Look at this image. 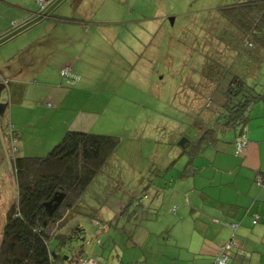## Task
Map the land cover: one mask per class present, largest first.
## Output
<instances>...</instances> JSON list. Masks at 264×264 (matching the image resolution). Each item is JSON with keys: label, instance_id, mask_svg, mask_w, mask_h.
<instances>
[{"label": "rangeland", "instance_id": "1", "mask_svg": "<svg viewBox=\"0 0 264 264\" xmlns=\"http://www.w3.org/2000/svg\"><path fill=\"white\" fill-rule=\"evenodd\" d=\"M37 1L33 0L35 7L30 10L37 11ZM244 1L82 0L77 6L73 0H65L52 12L54 17L92 23L85 30L76 26L55 28L54 32L64 39L47 49V54L73 57L75 47L80 45L105 57L109 71L103 79L110 77L109 99L116 101L118 112L126 113L125 122L111 132L96 133L117 136L120 143L75 208L93 212L87 214L100 218L102 226L97 232L93 226L96 222L79 216L81 222L85 218V234L79 238L75 235L57 251L52 241L56 254L68 258L82 251L83 260L96 264H148L146 259L151 256H175L180 258L177 264H195L188 249L172 251L168 247L169 231L165 229L188 207L186 196L190 198L186 191L189 186L180 182L192 177L185 170L190 167L193 148L184 150L179 143L188 130L199 137L201 130L213 128L220 139L234 133L223 126L224 93L231 76L237 73L248 74L246 80L253 85L255 79L250 74L260 64L246 59L258 47H252L243 33L230 25L222 9ZM52 22L43 20L0 46V82L9 81L7 70L12 66L16 69L20 63L21 56H15L50 33ZM54 62L59 64V60ZM260 75L264 84V66ZM74 83L69 79L57 85L73 89ZM104 99L108 100L107 96ZM1 100L10 105L13 102L8 85ZM11 124L8 107L0 117L1 132L8 133ZM14 146L20 149L18 142ZM8 153L0 170V241L7 212L18 195L11 151ZM115 203L122 204V214L107 216L105 211ZM181 246L188 248L183 243Z\"/></svg>", "mask_w": 264, "mask_h": 264}, {"label": "crops", "instance_id": "2", "mask_svg": "<svg viewBox=\"0 0 264 264\" xmlns=\"http://www.w3.org/2000/svg\"><path fill=\"white\" fill-rule=\"evenodd\" d=\"M38 1H50L51 6L57 0ZM38 1L37 11H32L30 9L35 7L33 0H0V23L3 22L0 24V38L30 22L36 14L42 13ZM52 17L54 16L51 14L43 19L53 20L49 23L50 33L41 37L33 46L24 47L15 56H21L19 65H15L16 69L9 67L6 72L9 94L13 101L11 105L8 104L11 128L17 133L20 145L18 155L41 157L45 150L57 145L69 131L107 133L126 119L125 112L120 113L114 108L116 101L109 99L107 87L110 85V77L103 79L108 76L109 71L105 66L108 62H105V57L94 55L93 49L91 53L85 46L82 48L74 43L76 54L73 57H52L53 54H47V49L49 51L60 39H64L54 32L55 28L76 26L85 30L87 24L92 22L86 23L75 17L55 16V20ZM63 18L73 20L64 21ZM86 51L90 53L86 54ZM54 60H59V64L52 63ZM263 66L250 74L255 79L254 84L247 83L255 86V90L264 96V84H261L260 75ZM66 67L71 68L74 74L76 85L73 89L57 85L67 81L61 76ZM1 73L4 74L3 71ZM105 96L108 100L104 99ZM247 127L248 146L244 153L236 155L235 144L240 136V128L234 130L231 137L223 139L215 134L216 141L199 156H194L191 168L185 170L192 177L181 179V186H189L186 191L190 198L186 196L188 207L183 208L179 215L176 214L177 219L172 222L174 224L165 226L169 231L167 244L172 251L173 248L188 249L195 264H212L219 249L230 240L235 243L230 264H264V182L258 184L256 180L259 175L264 178V100L251 107ZM184 136L186 132L182 135ZM0 144L4 152L7 148L5 155L9 154V138L1 130ZM193 161L198 162V165L195 166ZM121 209L122 204L115 203L105 212L109 217H116L122 214L119 213ZM71 213L79 214L72 216ZM87 213L93 212H69L68 218L58 230L60 235L66 237V243L59 250L65 248L75 235L79 238L85 234L86 217L93 224L96 222L93 226L99 232L98 226H102L98 220L100 218ZM79 216L85 217L82 222ZM228 224H239L235 236ZM181 243L188 245V248L179 247ZM85 256L88 255L85 253ZM71 257H64L62 260H69ZM150 258L146 259L148 264H177V259H180L175 256Z\"/></svg>", "mask_w": 264, "mask_h": 264}, {"label": "trees", "instance_id": "3", "mask_svg": "<svg viewBox=\"0 0 264 264\" xmlns=\"http://www.w3.org/2000/svg\"><path fill=\"white\" fill-rule=\"evenodd\" d=\"M81 1L73 0V3L78 6ZM222 13L252 47H258V51L250 52L246 59L260 67L264 65V0H245L222 9ZM247 75H232L224 93L221 118L225 130H241L247 126L251 107L264 100L255 86L247 83ZM6 137L18 195L6 215L0 241V264H79L82 251L64 262L51 248V243L55 242L56 251L66 243V237L58 233L65 213L75 211L91 183L116 152L120 138L69 131L47 156L28 157L13 153V139L18 141L14 129L10 128ZM215 141L213 128L203 131L197 143L189 144L193 148L192 158ZM61 194L65 195L61 205L50 215L45 204Z\"/></svg>", "mask_w": 264, "mask_h": 264}, {"label": "water", "instance_id": "4", "mask_svg": "<svg viewBox=\"0 0 264 264\" xmlns=\"http://www.w3.org/2000/svg\"><path fill=\"white\" fill-rule=\"evenodd\" d=\"M64 0H57L55 1L45 12L38 13L36 14V17L31 20L30 22L26 23L25 25L19 27L18 29L12 31L11 33H8L7 35L3 36L0 38V46L10 39L14 38L18 34L24 32L25 30L29 29L30 27L36 25L40 21H42L45 18L50 17L52 12L63 2ZM7 84L5 82H0V117H3L7 108H8V103H3L1 100L2 93L6 89ZM194 136V131H191L190 133H187L186 136L183 137V139L180 141L179 146L186 150L189 147V143L191 138ZM6 160V155L2 150L1 144H0V170L2 167V164ZM64 194L56 196L51 202L45 204V207L47 211L49 212L50 215H52L61 205L63 199H64ZM236 235V233H235Z\"/></svg>", "mask_w": 264, "mask_h": 264}, {"label": "built area", "instance_id": "5", "mask_svg": "<svg viewBox=\"0 0 264 264\" xmlns=\"http://www.w3.org/2000/svg\"><path fill=\"white\" fill-rule=\"evenodd\" d=\"M50 1H38V6L40 7L41 11H46V9L50 6ZM61 76L62 79L64 80H72L74 78V74L71 70V68L66 67L65 69H63V71L61 72ZM9 81H5L6 84H8ZM247 132H248V127L244 126L241 129V135L239 136V139L237 140L236 144H235V148H236V155L239 156L242 153H244L247 149L248 146V139H247ZM16 143V140L13 139V153L17 152L16 147L14 146ZM257 183L258 184H263L264 182V178L263 176L259 175L257 177ZM229 229L232 230L234 236L235 233L237 231V229L239 228V224H228L227 225ZM235 247V243L233 240L228 241L226 244H224L220 249H219V254L217 255V257L215 258L214 262L212 264H230L231 262V253H232V249ZM79 264H96V262L89 260H83L81 259Z\"/></svg>", "mask_w": 264, "mask_h": 264}, {"label": "flooded vegetation", "instance_id": "6", "mask_svg": "<svg viewBox=\"0 0 264 264\" xmlns=\"http://www.w3.org/2000/svg\"><path fill=\"white\" fill-rule=\"evenodd\" d=\"M191 131H189V132H187V133H190ZM187 133H186V135H187ZM201 137H197L195 134H194V136L191 138V140H190V145H191V143H197L198 141H199V139H200ZM195 140V141H192V140Z\"/></svg>", "mask_w": 264, "mask_h": 264}]
</instances>
